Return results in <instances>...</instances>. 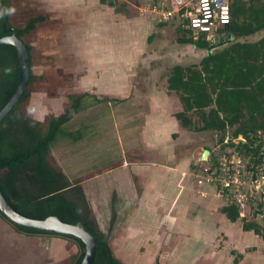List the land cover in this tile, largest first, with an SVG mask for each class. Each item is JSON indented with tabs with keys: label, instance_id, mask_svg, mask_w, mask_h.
<instances>
[{
	"label": "rangeland",
	"instance_id": "374dc122",
	"mask_svg": "<svg viewBox=\"0 0 264 264\" xmlns=\"http://www.w3.org/2000/svg\"><path fill=\"white\" fill-rule=\"evenodd\" d=\"M106 1H115L117 7L128 4L133 9L132 17H128L124 12H116L113 7L102 4L100 0H11V18L15 26H24L34 16L48 17L45 22L39 23L32 33L23 38L32 47V70L37 76L30 86L31 98L24 105L27 113L33 118L44 121L50 115L63 112L59 103L54 104V102L51 107L48 101L51 97L60 99L62 102L68 98V95L82 94L87 89H94L100 98L107 97L106 92L112 86L110 80L113 74L126 72L131 75L130 84L138 87L145 86L149 78L152 84L168 86L166 77L170 74L169 68L177 63L186 66L199 63L205 55L193 46L187 49L178 42V38L182 36L180 26L187 15L185 13L182 15V10L179 12L176 10L179 8L177 2L183 1V6L188 5L193 8L196 0ZM167 11H173L174 15L165 19L163 13ZM262 34L264 33L260 35ZM149 37L151 40L148 41ZM155 61L161 63L160 67H153L152 64ZM139 69L144 71L142 76H138ZM138 95H133L134 100L137 101ZM170 95L180 101L177 95L173 93ZM133 105L128 110L133 116L143 115L147 111L146 103L141 105L142 109L137 107L138 103ZM92 110L94 115L85 113V111L77 115L68 125L72 131L85 126V140L77 144L63 141L56 145L49 155L50 163L54 168L64 171L73 182L84 181L83 185L87 186L85 190L89 194L91 193L90 183L86 181L95 174L94 170L98 166L94 165L95 162L102 164L107 161L106 154L112 150L109 139L113 138L109 130L114 124L113 119H110L112 104L111 106L96 105ZM192 117L197 120L195 116ZM175 119L180 123L176 117ZM188 131L186 138L175 143L172 141L171 145L176 149L179 160L181 157L188 155L193 157L195 154L192 166L196 169L198 183L203 176L204 167L209 163L201 158L204 150L209 147L212 156L218 151L224 154L222 151L227 149L224 145H228L223 143L219 146L220 142L217 143L218 138L215 134ZM239 141L236 139L234 143L237 144ZM114 143L117 147L120 146L117 137ZM98 144L103 145L99 149L101 155L94 157V146ZM120 152H122L120 149L115 152L116 155L113 156L115 161L122 159V156H119ZM130 152L139 154L141 150ZM234 156L238 157L236 154ZM133 157L134 159L139 158L138 156ZM161 159L163 163H166L167 157L163 156ZM213 196H216L215 192ZM106 197H109V193L104 196L103 201ZM220 200L224 206L229 205L231 201ZM260 201L258 200L257 206ZM253 211L254 207H246L238 222L242 224L245 219H255L264 226V216L253 217ZM213 213L214 218L219 220L218 228L217 222L212 220L210 228L212 231L207 238L197 237L199 232L194 227L187 229L184 234L170 233V230L162 231L163 244H169L164 243L169 241L180 245L176 253L162 251L144 253L139 247H131L128 252H116L115 255L124 258L127 264H209L208 261L202 259L205 256L203 254H200L198 262L193 261L197 252L204 248L205 239H208V244L219 246L220 253L216 254H221L224 258L223 264L228 261L230 263V259L233 258L231 250L233 248L244 250L246 245L249 246L252 243L253 238L247 240V237L240 236L237 225L231 228V233L226 232L224 230L226 224L221 222L223 218ZM182 221L187 224L189 222L185 218ZM247 241L251 242L247 243ZM208 248L211 253L215 252L213 246L208 245ZM189 250L191 251L188 252ZM77 252L78 246L70 240L55 235H26L0 216V264H73ZM259 256H256V260L260 263L263 259L260 260Z\"/></svg>",
	"mask_w": 264,
	"mask_h": 264
},
{
	"label": "trees",
	"instance_id": "16d2710c",
	"mask_svg": "<svg viewBox=\"0 0 264 264\" xmlns=\"http://www.w3.org/2000/svg\"><path fill=\"white\" fill-rule=\"evenodd\" d=\"M100 1L118 13L124 12L130 18L133 15L128 4L117 7L115 1ZM11 12V0H0V38L15 33L26 44L31 57V76L25 93L0 124V189L8 203L25 217L44 220L58 216L63 222L79 226L96 237L94 264H125L110 245V233L117 216L115 194L111 227L105 232L97 222L82 181L73 182L49 160L51 150L61 142L77 144L84 141L85 126L75 131L68 126L77 115L96 105L119 100L99 98L89 93L70 94L67 96L69 103L60 115H50L44 121L33 118L24 105L31 98L30 86L37 76L32 70V47L23 38L48 17L34 16L19 27L13 24ZM231 16L230 25L219 31L221 35L216 44L207 41L204 34L196 37L191 29L180 26L182 36L178 42L182 46L192 45L205 55L199 63L187 66L177 63L169 68L168 90L179 97L183 106V110L175 114L183 128L216 134L222 141L229 136L231 142L224 147L234 148L241 157L262 164L264 34H260L264 33V0H234L231 2ZM152 65L158 68L161 63L155 61ZM143 72L139 69L138 76ZM19 78L17 49L12 45L0 46V111L16 91ZM240 137L243 139L237 144L233 142ZM207 149L211 151L209 147ZM255 206H252L253 217L264 216V200L259 202L257 209ZM221 211L232 223L241 220L242 208L237 203L223 206ZM0 216L26 235H55L74 242L78 252L73 264H81L86 250L80 239L16 224L1 211ZM242 228L261 237L264 243V226L255 219L243 220ZM232 254L234 264L243 258L237 251Z\"/></svg>",
	"mask_w": 264,
	"mask_h": 264
},
{
	"label": "crops",
	"instance_id": "0c3cea01",
	"mask_svg": "<svg viewBox=\"0 0 264 264\" xmlns=\"http://www.w3.org/2000/svg\"><path fill=\"white\" fill-rule=\"evenodd\" d=\"M177 3L179 8L176 10L178 12L182 10V15L186 10H192L187 4V7L183 6V1ZM187 24L188 21L185 18L181 26L184 25L187 28ZM194 34L196 37L199 35L195 32ZM185 47L188 49L192 45ZM130 76L125 72L117 75L113 74L112 79H109L112 86L106 92L108 93L107 97L120 101L107 103L109 106L112 104V117L110 119L114 121L112 128L109 130L110 136H113L109 139L111 140L112 150L107 152L106 162L102 164L94 163V165H98L94 170L95 174L86 181L90 183V194L85 190L87 187L83 185L85 182H82L85 193L87 197L89 196L88 200L97 222L105 232H108L111 227L114 194L117 197L115 203L117 216L110 233V245L114 253H126L131 247H139L140 251L144 253L161 251L176 253L179 251L180 245L169 241L164 242L169 244H163L162 231L170 230V233L184 234L187 229L194 227L199 232L197 237L207 238L212 231H210L212 220L217 222L218 228L219 220L212 215L215 210L213 214L216 213V215L223 218L221 222L226 224L224 229L226 232L231 233V228L237 225L240 236L247 237V240L253 238L252 243L249 246L246 245L244 250L237 248L231 250L232 256L233 251L243 255L238 264H264V243L261 237L255 235L252 231H244L242 224L238 221L236 223L229 221L221 211L224 206L223 203L216 196H213L212 188L200 186L197 183L196 169L192 166V159L195 154L193 157L188 155L187 157H181L180 160L178 159L176 149L173 148L171 143L186 138L189 132L175 119V114L183 110L181 102L170 95L172 93L169 92L167 85L152 84L151 79L148 77L147 84L138 87L130 84ZM167 79L168 77H166V81ZM139 90L140 94L138 95ZM83 93L98 96L94 89H87ZM133 95H138L137 101L134 100ZM48 99L51 107L54 102V104L59 103L58 105L62 106L61 111H64L69 103L68 98L62 100V102L60 99L52 97ZM137 103V107L140 109H142L141 105L146 103L147 111L143 115L133 116L128 110L133 104L137 105ZM92 109L93 107L89 108L85 113L94 115ZM115 137L119 139V147L114 143ZM140 145L141 147H139ZM102 146V144L94 146V157L101 155L99 149ZM118 149L122 150L119 154L122 159L115 161L113 156L116 155L115 152ZM131 150H141V153H131ZM125 151L130 154L127 152L126 155ZM133 156L139 158L134 159ZM163 156L167 157L166 163L162 162L161 157L163 158ZM108 193L109 197H106V200L103 201L104 196ZM245 209L243 208L242 212ZM183 218L189 221V225L182 221ZM207 241L208 239H205L204 248L197 252V256L194 257L193 261L200 259L203 254L205 256L202 259L208 261L209 264H223L224 258L221 254H216L217 252L220 253L219 246L214 243V245L208 244ZM251 241H247V243ZM208 245L213 246L215 250V252H212L213 254ZM257 255H260V260L263 259L260 263L256 260ZM120 259L126 263L124 258ZM233 260L234 256L230 259L231 262L228 261L226 264H234Z\"/></svg>",
	"mask_w": 264,
	"mask_h": 264
},
{
	"label": "built area",
	"instance_id": "2783aa9c",
	"mask_svg": "<svg viewBox=\"0 0 264 264\" xmlns=\"http://www.w3.org/2000/svg\"><path fill=\"white\" fill-rule=\"evenodd\" d=\"M173 11L163 13V17L168 19L174 14ZM187 28L193 30L196 34H204L207 41L214 44L220 38L219 31L230 25L231 2L230 0H196L192 10H186ZM217 143L229 145L231 142L229 136L223 141L219 135L215 134ZM242 140L243 138H238ZM236 139L233 140V142ZM226 146V145H224ZM224 154L218 151L211 154V151L205 161L208 166L203 169V176L198 181L200 186L212 188L217 198L222 200H231V203H237L241 208L256 205L258 200H264V162L256 164L240 158L235 149H227ZM238 157H235L234 155ZM217 155V156H216ZM262 165V166H261Z\"/></svg>",
	"mask_w": 264,
	"mask_h": 264
},
{
	"label": "water",
	"instance_id": "95a60500",
	"mask_svg": "<svg viewBox=\"0 0 264 264\" xmlns=\"http://www.w3.org/2000/svg\"><path fill=\"white\" fill-rule=\"evenodd\" d=\"M223 30L221 29L220 32ZM3 45H12L17 49L19 64H20V78L16 91L13 96L7 102V104L0 111V124L3 119L7 116V114L15 107V105L19 102L23 94L25 93L30 76H31V57L30 53L26 47V44L16 36V34H12L10 36H5L0 38V46ZM210 151L205 149L202 154V160L205 161L208 157ZM0 211L4 214L10 221L30 227L38 230L61 234L66 236H73L80 239L85 244V256L81 262V264H94L96 258L97 251V238L92 236L85 229L65 223L58 216H49L44 220H37L25 217L18 213L6 200L1 189H0Z\"/></svg>",
	"mask_w": 264,
	"mask_h": 264
}]
</instances>
